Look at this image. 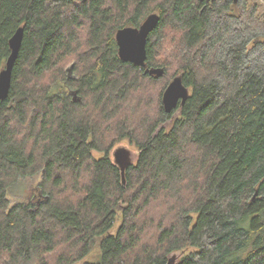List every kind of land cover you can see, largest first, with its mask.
Segmentation results:
<instances>
[{
    "label": "trees",
    "instance_id": "trees-1",
    "mask_svg": "<svg viewBox=\"0 0 264 264\" xmlns=\"http://www.w3.org/2000/svg\"><path fill=\"white\" fill-rule=\"evenodd\" d=\"M257 9L246 0H0V70L24 29L0 101V264H73L94 243L100 260L84 264H167L188 248L173 264H264ZM153 12L146 66L122 61L116 31ZM179 73L190 97L164 113L162 91ZM123 138L138 149L125 183L109 153ZM35 175L13 201L11 186Z\"/></svg>",
    "mask_w": 264,
    "mask_h": 264
},
{
    "label": "water",
    "instance_id": "water-1",
    "mask_svg": "<svg viewBox=\"0 0 264 264\" xmlns=\"http://www.w3.org/2000/svg\"><path fill=\"white\" fill-rule=\"evenodd\" d=\"M231 2L237 3L238 0H231ZM158 21L159 14L153 12L148 14L138 26H125L119 28L115 33L118 57L122 61L131 62L140 67L146 66L147 38ZM23 34L24 29L20 26L9 38L10 53L6 58L4 66L0 70V101L4 100L9 94L12 69L18 55ZM148 71L157 78L164 74V70L161 67L150 68ZM72 94L73 99L76 100V91H73ZM189 97L190 89L184 84L182 74L179 73L175 75L165 86L161 94V105L164 113L171 114L175 110L177 114L179 111L176 110L177 107L183 106ZM77 100H79V98ZM170 121L171 119L158 124L152 136L155 137L159 131L170 123ZM110 155L113 164L116 165L120 171L122 183H125V171L135 160L132 150L126 144L119 143L110 150ZM174 262L175 257L173 256L169 258L167 264H173Z\"/></svg>",
    "mask_w": 264,
    "mask_h": 264
},
{
    "label": "rangeland",
    "instance_id": "rangeland-1",
    "mask_svg": "<svg viewBox=\"0 0 264 264\" xmlns=\"http://www.w3.org/2000/svg\"><path fill=\"white\" fill-rule=\"evenodd\" d=\"M246 2H247V5L257 4V8H258L257 13L260 17H262L264 19V0H246ZM70 64H73V62H69L67 66L69 67ZM70 66H72V65H70ZM158 84H160V83L158 82ZM150 89H158V87H157V85H153L152 87L150 86ZM146 109L148 110V107H146ZM119 143L126 144L132 150L134 158L136 160V157L138 154L137 146L133 142H131L128 138H123V139L119 140L116 144H119ZM109 153H110V151H109ZM103 154H104V152H101V151H93V155L95 157H100ZM39 179H40L39 175H35L31 178H21L20 180H18V182L15 185L11 186V188H10V197L12 198V200L13 201L14 200H24L25 194L28 195V193H26V191H28L27 189L28 188L31 189V186H36L39 183ZM195 215H196V213H195ZM187 250L189 251L190 248H188ZM186 251H183V252L177 251L174 254H172V257L174 256L175 260H177ZM99 256H100L99 248H98L97 244L94 243L91 246V249L89 250V252L82 259L76 261L73 264H84L86 262H93V261L97 262L98 259L100 260Z\"/></svg>",
    "mask_w": 264,
    "mask_h": 264
}]
</instances>
